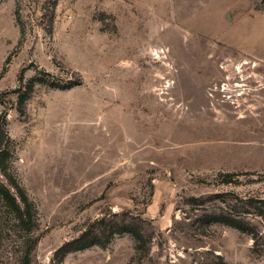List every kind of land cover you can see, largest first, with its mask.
I'll return each mask as SVG.
<instances>
[{
  "label": "rangeland",
  "instance_id": "obj_1",
  "mask_svg": "<svg viewBox=\"0 0 264 264\" xmlns=\"http://www.w3.org/2000/svg\"><path fill=\"white\" fill-rule=\"evenodd\" d=\"M0 128V264H264V0H0Z\"/></svg>",
  "mask_w": 264,
  "mask_h": 264
},
{
  "label": "trees",
  "instance_id": "obj_2",
  "mask_svg": "<svg viewBox=\"0 0 264 264\" xmlns=\"http://www.w3.org/2000/svg\"><path fill=\"white\" fill-rule=\"evenodd\" d=\"M38 81L42 82V80H38ZM21 99H22V97H21ZM4 114L5 113L3 112V115ZM0 194L12 206V208L17 212V214L20 215L22 213L17 208V205H16V202H15L14 198L8 193V191L6 189L0 188ZM21 198L24 199V196L21 195ZM214 220L221 221L222 223H224L226 225L233 226V227H235V228H237L239 230H242V231H248L249 230L248 226L244 225L240 221H236V220L228 218V217L217 216V217L214 218ZM124 228H125L124 229L125 231L131 232L135 236V238L138 241L139 245H141V246L143 245V243H144L143 237L137 230H135L133 228H130V227H126V226H124ZM92 243H99V242H98V240H97V238L95 236L89 237V234L85 233L83 235V237L80 238L79 241L66 245L63 248V251L67 252V251H69V249L71 247H74V248H77V249H81V247L86 246L88 244H92ZM26 264H28V262H26Z\"/></svg>",
  "mask_w": 264,
  "mask_h": 264
},
{
  "label": "water",
  "instance_id": "obj_3",
  "mask_svg": "<svg viewBox=\"0 0 264 264\" xmlns=\"http://www.w3.org/2000/svg\"><path fill=\"white\" fill-rule=\"evenodd\" d=\"M6 138H7L6 131L4 129L0 128V150L3 147V145H4L5 141H6Z\"/></svg>",
  "mask_w": 264,
  "mask_h": 264
}]
</instances>
